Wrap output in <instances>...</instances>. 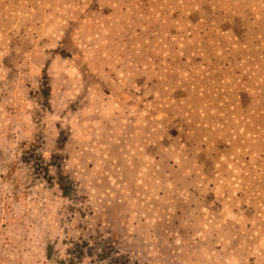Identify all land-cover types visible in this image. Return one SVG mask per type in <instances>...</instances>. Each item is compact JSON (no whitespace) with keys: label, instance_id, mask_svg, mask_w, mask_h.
<instances>
[{"label":"rangeland","instance_id":"1","mask_svg":"<svg viewBox=\"0 0 264 264\" xmlns=\"http://www.w3.org/2000/svg\"><path fill=\"white\" fill-rule=\"evenodd\" d=\"M0 264H264V0H0Z\"/></svg>","mask_w":264,"mask_h":264},{"label":"trees","instance_id":"2","mask_svg":"<svg viewBox=\"0 0 264 264\" xmlns=\"http://www.w3.org/2000/svg\"><path fill=\"white\" fill-rule=\"evenodd\" d=\"M40 94L44 98L46 105L49 106L50 105V98H51V83H50V78H49L48 74H44L43 80L41 82ZM38 146L39 145H37V143L30 145V148H33V150H31V152L28 155V157L39 156V159H40L41 163L43 162V164H44V165L42 164V168H43L44 175L46 176V178L48 180H50L51 183H53V179L54 178H57L58 175L60 176V178L62 177L61 176L62 175L61 169H60V171H58L57 177L50 175L49 174L50 167L52 165H54L55 162H45L44 159H43V152L40 150L41 148L39 147L40 149H38V148L36 149V147H38ZM56 156H54V159L56 158ZM26 158H27V156H26ZM55 165H56V167L62 168L61 162H58ZM68 182H69L68 181V178L66 177L65 178V181L58 179V182L57 183H60L62 185L65 183V185H66ZM62 188H64V186H62Z\"/></svg>","mask_w":264,"mask_h":264}]
</instances>
